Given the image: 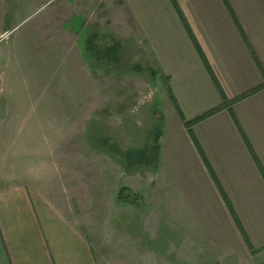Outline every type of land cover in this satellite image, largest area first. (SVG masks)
<instances>
[{
	"label": "rangeland",
	"instance_id": "rangeland-1",
	"mask_svg": "<svg viewBox=\"0 0 264 264\" xmlns=\"http://www.w3.org/2000/svg\"><path fill=\"white\" fill-rule=\"evenodd\" d=\"M134 7L0 0V192L28 184L47 194L106 264H250L246 239L213 202L181 134L159 47L170 30L139 21ZM93 35L96 53L86 51ZM115 40L121 62L100 61ZM158 126L157 168L131 169L99 147L103 138L141 147ZM122 187L137 202L120 203Z\"/></svg>",
	"mask_w": 264,
	"mask_h": 264
},
{
	"label": "crops",
	"instance_id": "crops-1",
	"mask_svg": "<svg viewBox=\"0 0 264 264\" xmlns=\"http://www.w3.org/2000/svg\"><path fill=\"white\" fill-rule=\"evenodd\" d=\"M131 3L139 21L147 15L152 25L170 30L159 47H165L160 54L171 74L181 134L213 202L231 226L244 229L250 264H264V0ZM225 97L234 101L190 134L180 113L195 119ZM54 201L28 184L1 189L0 264H106L78 220Z\"/></svg>",
	"mask_w": 264,
	"mask_h": 264
},
{
	"label": "trees",
	"instance_id": "trees-1",
	"mask_svg": "<svg viewBox=\"0 0 264 264\" xmlns=\"http://www.w3.org/2000/svg\"><path fill=\"white\" fill-rule=\"evenodd\" d=\"M189 33L192 35L190 29H189ZM95 35L93 36H89L86 39V51L87 52H93L96 53V49L97 46L95 45ZM122 43L118 40H115L114 43L110 46H108L105 49V54L101 53L99 51V55H97V58L102 61V60H106L107 62H115V63H119L121 62V58H122ZM137 69L141 70L140 68L137 67ZM153 73H155L153 71ZM262 88L259 87L253 91H251L250 93H246L242 96H240L239 99L245 98L246 96L257 92L258 90H260ZM171 92V90H170ZM171 98L173 99V103L174 105L177 107V109L179 110L177 101L175 100L174 96L171 94L170 95ZM238 100V99H237ZM234 100H229L227 97L224 98V103L211 110L208 111L206 113H204L203 115L192 119V120H185V118L183 117L182 113H180L181 117L183 118V120H185V125L187 126L190 134H193V126L200 122L201 120H204L210 116H212L213 114H215L216 112H218L220 109L224 108V107H229L228 103L232 102ZM180 112V110H179ZM151 138L148 142H146L143 146L141 147H132L129 148L127 150H123L121 149L117 143L115 142H111V139L109 138H103L100 141V145L99 147L103 148L104 150H106L107 152L120 157L122 160H124V162H126L127 166L130 167L131 169L137 167V166H152V167H156L159 164V160H160V152H161V144H160V139L162 136V128L161 127H156L149 135ZM153 137V138H152ZM141 196V195H140ZM140 196L135 195L133 193H131L130 189H128L127 187H122L119 191V194L117 196V200L120 203H135L137 202V200ZM240 229L241 232L243 233V235L246 238V241L248 242V244L250 245V241L248 240L244 229L242 228V226L240 225ZM254 252V251H253Z\"/></svg>",
	"mask_w": 264,
	"mask_h": 264
}]
</instances>
